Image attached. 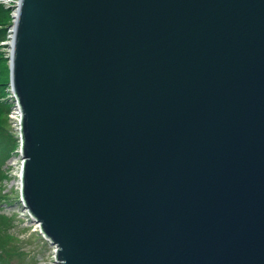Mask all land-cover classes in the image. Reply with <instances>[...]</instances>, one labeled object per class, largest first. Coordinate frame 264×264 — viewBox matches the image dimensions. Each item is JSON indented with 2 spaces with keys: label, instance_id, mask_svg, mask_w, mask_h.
<instances>
[{
  "label": "water",
  "instance_id": "1",
  "mask_svg": "<svg viewBox=\"0 0 264 264\" xmlns=\"http://www.w3.org/2000/svg\"><path fill=\"white\" fill-rule=\"evenodd\" d=\"M11 34L55 264H264V0H18Z\"/></svg>",
  "mask_w": 264,
  "mask_h": 264
},
{
  "label": "rangeland",
  "instance_id": "2",
  "mask_svg": "<svg viewBox=\"0 0 264 264\" xmlns=\"http://www.w3.org/2000/svg\"><path fill=\"white\" fill-rule=\"evenodd\" d=\"M0 1L6 7L11 8L12 20L9 28V39L4 42V47L1 49L8 58L10 48L7 43L10 42L13 14L18 0ZM9 88L10 85L6 91ZM6 96H8V93ZM13 101H8L10 111L8 113L7 129L6 131L2 130L1 134L11 135L19 142V125L12 119V111L15 107ZM15 151L17 153L4 157L3 175L0 179V230L4 238L6 236L10 237L8 241L0 246V264H55V246L43 238L38 227L31 222L27 211L23 209L19 200V171L22 160L19 157V149L17 148Z\"/></svg>",
  "mask_w": 264,
  "mask_h": 264
},
{
  "label": "trees",
  "instance_id": "3",
  "mask_svg": "<svg viewBox=\"0 0 264 264\" xmlns=\"http://www.w3.org/2000/svg\"><path fill=\"white\" fill-rule=\"evenodd\" d=\"M11 8L6 7L0 1V179L2 177L3 169L2 165L4 163V157H7L13 153H17L15 149L18 148L19 142L13 138V136L8 134H1L2 130L7 129V119L8 113L10 111V105H8V98L6 94L8 93L7 87L9 86L10 80V70H9V59L4 55L3 45L9 39V28L11 25ZM2 158V159H1ZM1 193V190H0ZM2 231L0 230V246L4 244L9 236L4 238L2 236Z\"/></svg>",
  "mask_w": 264,
  "mask_h": 264
},
{
  "label": "built area",
  "instance_id": "4",
  "mask_svg": "<svg viewBox=\"0 0 264 264\" xmlns=\"http://www.w3.org/2000/svg\"><path fill=\"white\" fill-rule=\"evenodd\" d=\"M12 114V119H14V122L17 124L21 117L20 111L17 106L13 108Z\"/></svg>",
  "mask_w": 264,
  "mask_h": 264
},
{
  "label": "bare ground",
  "instance_id": "5",
  "mask_svg": "<svg viewBox=\"0 0 264 264\" xmlns=\"http://www.w3.org/2000/svg\"><path fill=\"white\" fill-rule=\"evenodd\" d=\"M12 35V34H11ZM12 38H10V41H11ZM20 109V108H19ZM21 112V111H20ZM22 114V113H21ZM16 117V116H15ZM34 224V223H33Z\"/></svg>",
  "mask_w": 264,
  "mask_h": 264
}]
</instances>
